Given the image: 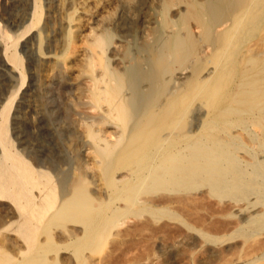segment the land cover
Here are the masks:
<instances>
[{"label": "bare ground", "instance_id": "bare-ground-1", "mask_svg": "<svg viewBox=\"0 0 264 264\" xmlns=\"http://www.w3.org/2000/svg\"><path fill=\"white\" fill-rule=\"evenodd\" d=\"M211 6L210 0L6 1L3 20L10 29L27 32L22 52L30 81L41 88L58 68L71 90L65 103L83 116L72 120L77 152H69V174L60 183L57 172L68 165L65 153L56 146H35L23 136L15 137L16 146L8 135L7 103L0 108V264H102L100 258L85 257L83 250L107 236L125 237L126 224L119 220L131 207L160 211L165 205L159 206L154 194H186L204 185L209 194L232 200L236 229L249 226L262 235L256 251L235 257L217 249L215 261L264 264V140L258 141L259 134L249 127L264 124V54L259 60H231L236 88H227L201 115L194 131L175 134L163 129L165 120L178 125L182 111L188 109L178 95L189 72L174 70L170 77L174 88L165 95L166 64L182 56L192 31L205 26L203 18ZM257 11L264 19V0L242 4L237 16L224 23L225 31L233 33ZM9 38L0 32V45ZM227 45L217 53L225 55ZM209 46L202 52L208 54ZM2 57L0 78L24 79L22 55L12 49ZM214 71L210 67L200 83ZM31 122L33 129H42L40 115ZM235 123L258 141L259 149L228 131ZM127 139L129 143L122 144ZM240 148L247 157L237 154ZM121 153L129 167L104 173L103 163ZM87 194L95 205L86 201ZM41 234L56 239L51 255ZM202 237L205 243L217 242L206 233ZM189 240V235H178L169 245L157 243L159 252L140 258L129 255L121 264H166V251L184 248ZM184 256L181 263L189 260Z\"/></svg>", "mask_w": 264, "mask_h": 264}, {"label": "rangeland", "instance_id": "rangeland-1", "mask_svg": "<svg viewBox=\"0 0 264 264\" xmlns=\"http://www.w3.org/2000/svg\"><path fill=\"white\" fill-rule=\"evenodd\" d=\"M6 1L9 0H0V32L8 33L10 38L5 39L0 45V58L2 60L4 51L10 52L12 49H15V51L22 55L21 66L24 76V79H19L17 75L15 79L9 78V81L7 77H3L6 80L0 78L3 83L0 82V108L4 103H7V109H9L7 110L8 135L16 146L18 143L15 137L23 136V138L29 137V142L35 146L44 148L56 146L60 151L64 152L67 156L65 161L68 160V165L63 170L57 172L58 180L60 183H63L69 174L71 163L68 157L69 152L74 154V152H77L76 148L78 146L72 132V120L81 115L83 116V113H80L78 109L72 108L70 104L65 103V100L71 96V90L66 83L64 75L60 73L58 68L54 70L50 80L45 82L41 88L35 87L34 82L30 81L29 64L27 63L25 54L22 52L24 49L22 44L27 37V32L24 34L21 27L10 29V25H7L3 20L4 16L6 17L4 14L7 13L5 10ZM250 1L210 0L211 9L203 18L205 26L198 31H192L191 29L193 37L184 48L182 56L178 61H169L166 64V82L163 85L165 95L169 94L174 88L173 81L170 79L171 73L174 70L187 69L189 73H187V77L181 82L182 91L178 95L181 99L180 101L183 100L188 104V109L186 108L188 111H182L183 115L180 116L182 120L179 119L178 125H168V120H165V125H163L165 131L169 130L175 134L194 131L201 115L209 111L215 103L219 102L227 88H236L235 74L233 69L231 71L230 67L231 60L242 59L244 57H253L259 60L263 56L264 19L260 20V12L257 11L253 15L250 14L246 17L245 21L233 33L225 31L223 27L226 21L228 22L237 16L242 4L245 6ZM181 35L185 36L184 30H181ZM12 42L15 43L13 47L11 45ZM222 45L228 46L225 48V55L217 53V49ZM205 46L211 48L208 54L202 52ZM7 47L8 49H6ZM1 60L0 68L2 67ZM210 67L215 68L214 73L208 78V82L205 81L206 83L201 84V79L205 78L206 72ZM33 80L35 81V79ZM25 91L27 92L26 96L23 95ZM29 95H32L30 101L26 102L25 97ZM27 103L30 104L29 107H27ZM36 114L42 118V129L38 128L35 130L32 127L31 121ZM249 127L259 134L258 141L264 140L262 139L264 138V124L260 126L257 123H249ZM92 129H94V126ZM228 131L239 133L244 143L247 145L251 144L252 147L256 146L259 149L257 146L258 141H252L237 123L229 125ZM16 132L18 133L16 134ZM123 143H129L128 139L123 140ZM237 154L240 157H247L243 148L238 149ZM129 165V159L125 154L121 153L113 155L107 163H103L102 171L111 175L115 170L128 168ZM60 189L61 184L58 183L55 189L56 195H58ZM87 195L86 201L91 197L89 194ZM152 197L159 200L161 203L159 206L165 205V209L160 211L148 209L147 211V209L139 206L131 207L128 213L119 220L120 222L124 221L123 224H126L124 227L128 229L121 227L120 230H126L128 235L126 234L122 239L107 236L97 240L83 250L84 256L88 257V259L100 258L102 264H121L122 258L129 255L140 258L144 257L147 252H159L157 243L169 245L178 235L182 234L190 236L189 245L184 248L167 250L166 255H164L165 261L168 260V263L165 262L166 264H218L219 262L215 261V257L217 256L215 250L217 249H220V252L227 256L232 253L236 257L247 252L256 251L260 245L258 241L261 242L262 240L261 231L255 232L249 226H244L245 228H239V230L236 229L238 217L236 213L230 211L232 200L228 197L218 198L209 194L208 188L205 185L186 194L158 192ZM90 201L92 200L90 199ZM90 204L95 205L96 203L92 201ZM254 208H259V204H256V201ZM205 233L216 237L214 241L217 242L205 243L202 237ZM39 239L43 242V246H46L45 248L48 247L47 251H50L49 255H51L56 247L54 244L56 243V239L46 238L43 234L40 235ZM200 245L203 246L199 247ZM69 251L72 252L73 249L70 248ZM126 251H130L131 253L127 252L128 255H126ZM184 255L189 258L187 263L180 262L185 257ZM54 264L60 263L54 262Z\"/></svg>", "mask_w": 264, "mask_h": 264}]
</instances>
